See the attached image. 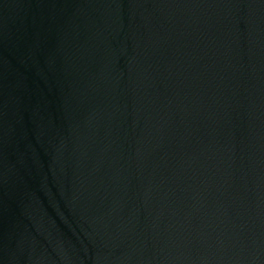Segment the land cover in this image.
Wrapping results in <instances>:
<instances>
[{
  "label": "water",
  "instance_id": "95a60500",
  "mask_svg": "<svg viewBox=\"0 0 264 264\" xmlns=\"http://www.w3.org/2000/svg\"><path fill=\"white\" fill-rule=\"evenodd\" d=\"M0 264H264V0H0Z\"/></svg>",
  "mask_w": 264,
  "mask_h": 264
}]
</instances>
